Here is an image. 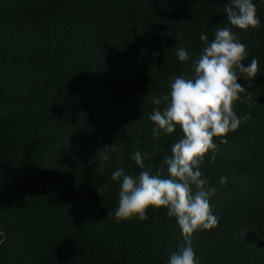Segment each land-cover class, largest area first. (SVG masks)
Returning a JSON list of instances; mask_svg holds the SVG:
<instances>
[{
  "label": "trees",
  "instance_id": "trees-1",
  "mask_svg": "<svg viewBox=\"0 0 264 264\" xmlns=\"http://www.w3.org/2000/svg\"><path fill=\"white\" fill-rule=\"evenodd\" d=\"M253 2L260 28L243 31L227 0H0V264H168L185 245L177 220L150 207L117 222L111 175L138 176L140 151L168 176L182 131L154 138L149 117L172 78L194 75L201 34L225 26L260 68L241 74V123L201 167L219 223L192 247L199 264H264V0Z\"/></svg>",
  "mask_w": 264,
  "mask_h": 264
},
{
  "label": "clouds",
  "instance_id": "clouds-1",
  "mask_svg": "<svg viewBox=\"0 0 264 264\" xmlns=\"http://www.w3.org/2000/svg\"><path fill=\"white\" fill-rule=\"evenodd\" d=\"M224 12L232 27L243 31L260 28L261 21L253 0H227ZM212 31L215 35L211 42L206 34L200 36L206 46L194 62V75L172 78L170 94L164 97L167 105L162 110L154 109L149 117L156 125L152 129L154 138L158 139L161 133L171 135L177 127L182 131V137L172 146V155L165 161L168 176L159 172L153 174L144 163L147 153L140 151L132 157L141 169L138 176L126 175L122 168L111 175L113 181L120 182L115 211L117 222L136 217L146 220L150 207L165 208L169 217L177 220L185 245L170 255L168 264H199L191 237L199 230L218 226V217L213 214L210 204L216 189L208 186L201 167L205 157L216 151L215 140L226 144L228 133L237 130L241 123L235 110L236 102L246 91L238 82L241 74L252 80L260 68L256 58L247 66L243 63L248 58L247 48L230 27H213ZM164 51L168 53L167 49ZM177 56L182 62L189 59L183 48L177 49ZM154 103L159 105L161 101L157 99ZM109 147L116 150L115 144L105 149ZM211 162H215L214 155ZM220 183L226 184L227 178L221 177Z\"/></svg>",
  "mask_w": 264,
  "mask_h": 264
}]
</instances>
